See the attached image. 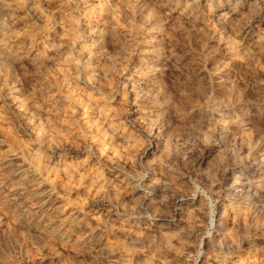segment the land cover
<instances>
[{
	"label": "rangeland",
	"instance_id": "374dc122",
	"mask_svg": "<svg viewBox=\"0 0 264 264\" xmlns=\"http://www.w3.org/2000/svg\"><path fill=\"white\" fill-rule=\"evenodd\" d=\"M0 264H264V0H0Z\"/></svg>",
	"mask_w": 264,
	"mask_h": 264
},
{
	"label": "bare ground",
	"instance_id": "6f19581e",
	"mask_svg": "<svg viewBox=\"0 0 264 264\" xmlns=\"http://www.w3.org/2000/svg\"><path fill=\"white\" fill-rule=\"evenodd\" d=\"M261 8H262V6H261ZM226 18V17H225ZM73 90V89H72ZM82 91V90H81ZM72 92V91H71ZM66 94V93H65ZM78 94V93H77ZM67 95H69L70 96V100H72V102L71 103H68L66 106H65V111L66 112H71L72 111V106H73V104H77V105H79V106H81V107H83L85 110L86 109H89V106L85 103V101H82L81 99H80V97L79 96H77L76 94H74V93H70V94H67ZM80 95V94H79ZM94 98V97H93ZM69 100V101H70ZM101 102V101H100ZM99 104V103H98ZM30 109V108H29ZM65 112V113H66ZM72 114V113H71ZM70 115V114H69ZM103 118V117H102ZM95 121V120H94ZM51 125H49V127H50ZM46 129H48V127L46 128ZM49 130V129H48ZM9 131V130H8ZM42 131H43V129H42ZM11 134V133H10ZM13 139H14V137H13ZM18 139V138H17ZM70 141V140H69ZM17 142V141H16ZM34 158V157H33ZM42 156H38L37 155V157H35V159H34V162H35V164L38 166V167H42V164H43V161H42ZM33 162V163H34ZM37 167V168H38ZM55 169H57V168H55ZM70 171V170H69ZM53 172H56V170H54ZM76 173V172H75ZM56 175H58V174H56ZM52 176V175H51ZM69 177H72V175H69ZM106 178V177H105ZM86 179V178H85ZM76 180V179H75Z\"/></svg>",
	"mask_w": 264,
	"mask_h": 264
}]
</instances>
